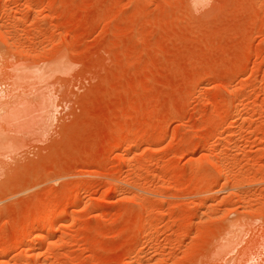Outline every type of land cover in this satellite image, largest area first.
Wrapping results in <instances>:
<instances>
[{"label":"rangeland","instance_id":"rangeland-1","mask_svg":"<svg viewBox=\"0 0 264 264\" xmlns=\"http://www.w3.org/2000/svg\"><path fill=\"white\" fill-rule=\"evenodd\" d=\"M0 136L10 264H264V0H0Z\"/></svg>","mask_w":264,"mask_h":264},{"label":"bare ground","instance_id":"bare-ground-1","mask_svg":"<svg viewBox=\"0 0 264 264\" xmlns=\"http://www.w3.org/2000/svg\"><path fill=\"white\" fill-rule=\"evenodd\" d=\"M13 110H15V109H13ZM1 137V136H0ZM3 140V139H2ZM3 145V144H2ZM4 148V147H3ZM2 149V148H1ZM219 164V163H218ZM115 184V187L116 188H118L119 186H120V184L119 183H114ZM86 187L87 186H84V188H82L80 191L82 192V191H85L86 190ZM115 190V189H114ZM69 209H66V210H64V211H62L61 213H59V214H57L56 216H55V218H54V223L55 224H59V222H61L63 219H65L67 216H68V214H69ZM53 223V224H54ZM30 228V227H29ZM29 228H27V229H29ZM34 228V227H33ZM37 228V227H36ZM35 228V229H36ZM27 229H22L21 230V234H24V232L27 230ZM33 231V230H32ZM31 231V232H32ZM53 231H54V227H43L42 229H41V233L42 234H46V233H48V234H52L53 233ZM8 248V247H7ZM9 250V249H8ZM5 253V252H4ZM2 254L1 256H0V264H10V258L7 256V254ZM30 255L31 256H35L36 255V257H37V255H38V252H37V248H35V247H33V249L31 250V252H30Z\"/></svg>","mask_w":264,"mask_h":264}]
</instances>
